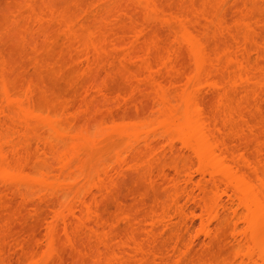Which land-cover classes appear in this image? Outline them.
Returning a JSON list of instances; mask_svg holds the SVG:
<instances>
[{
	"label": "bare ground",
	"instance_id": "bare-ground-1",
	"mask_svg": "<svg viewBox=\"0 0 264 264\" xmlns=\"http://www.w3.org/2000/svg\"><path fill=\"white\" fill-rule=\"evenodd\" d=\"M82 1L20 0L1 10L0 264H264V160L252 128L264 103L258 0H237L232 19L214 7L229 0ZM9 43L32 65L16 70ZM54 45H64L61 54ZM49 47L55 63L43 55ZM44 69L59 79L70 71L76 96L52 90ZM114 77L127 90L112 93ZM206 86L219 95L213 115L202 104ZM113 141L125 152L91 169ZM128 167L148 186L130 205L114 194ZM32 213L46 227L42 240L39 224L24 223ZM17 223L39 227L20 228L24 237Z\"/></svg>",
	"mask_w": 264,
	"mask_h": 264
},
{
	"label": "rangeland",
	"instance_id": "rangeland-1",
	"mask_svg": "<svg viewBox=\"0 0 264 264\" xmlns=\"http://www.w3.org/2000/svg\"><path fill=\"white\" fill-rule=\"evenodd\" d=\"M19 1H20V0H0V17H1V13H2L1 10L4 11V9H6L7 11H9V10L7 9V6H8V5H9L8 8L10 7V5H12V7H13V6H16V5H17L16 7H19V5H20V2H19ZM26 1H27V0H26ZM39 1H40V0H39ZM86 1H87V0H86ZM89 1H91L92 3H93V1L95 2V0H93V1H92V0H89ZM89 1L86 2V4L88 3V4H87L88 7H89L90 4H92V3H90ZM159 1H160V2L162 1V4H163V5H161V6H164V7H167L166 5H168V3H169L168 0H159ZM166 1H167V2H166ZM169 1H170V0H169ZM234 1H235V2H234ZM239 1H240V0H239ZM239 1H238V2H239ZM21 2H22V1H21ZM23 2H24V1H23ZM83 2H84V0L82 1V3H83ZM236 2H237V0H232V2L229 0V2H227V3H230V4H228V5L225 4V5H227V7L221 9L222 12H224L225 15H227V16H225L226 19H232V17L235 16V12H237V11H235V9L237 8V6L242 8V5H237V6H236V5H235ZM258 2H259V5H262V3H264V0H258ZM18 3H19V5H18ZM232 3H233V4H232ZM21 4H22V3H21ZM86 4H84V5H86ZM160 4H161V3H160ZM84 5H83V6H84ZM234 5H235L236 7H234ZM168 6H169V5H168ZM201 6H202V5L198 6L197 8H199V9L201 8V9H202ZM250 6H251V5H250ZM71 7H73V6H71ZM248 7H249V6H248ZM14 8H15V7H14ZM14 8H13V9H14ZM73 8H74V7H73ZM73 8H72V9H73ZM234 8H235V9H234ZM250 8H251V7H250ZM258 8H260V9L262 10V7H261V6H259ZM10 9H11V12H14L12 8H10ZM14 10H15V9H14ZM16 10H17V9H16ZM16 10H15V11H16ZM223 10H224V11H223ZM236 10H239V9L237 8ZM257 11H259L258 14H260V10H257ZM5 12H6V11H5ZM5 12H3V14H4ZM7 13H8V12H7ZM256 13H257V12H256ZM261 13L264 14L263 11H261ZM3 14H2V15H3ZM8 14H9V13H8ZM11 14H12V13H11ZM11 14H9V15L6 14V15H7V16H10ZM237 14H238V13H237ZM258 14H257V15H258ZM263 14L260 15V17H262ZM6 15H5V16H6ZM233 18H234V17H233ZM56 33H57V32H56ZM161 33H165V32H162V31H161ZM263 34H264V31H263ZM263 34H262V35H263ZM56 35L59 36L58 33H57ZM163 35H164V34H163ZM160 36L163 37L162 35H160ZM56 38H57V37H56ZM163 38H164V37H163ZM58 39L61 40V38H58ZM62 39H63V38H62ZM207 40H210V43H211V41H212L211 39H207ZM57 41H58V40H57ZM61 41H62V40H61ZM59 42H60V41H59ZM7 43H8V42H7ZM7 43H6V46H7ZM14 43H15V42H14ZM17 43H19V46H20L21 42H17ZM17 43H15V45H17ZM61 43H62V42H61ZM12 44H13V43H12ZM59 44H60V43H59ZM59 44H58V42H57L56 45H59ZM62 44H63V43H62ZM56 45H54L55 50H56L58 47H59L61 50H63L62 48L64 47V45H62V46H63L62 48H61V45H60V46H56ZM2 46H3V47H6L4 44H3ZM22 46H23V45H22ZM52 47H53V46H52ZM52 47H49V48H51V49L46 48V49H48V50L45 51L46 54H45L44 51H43L44 54H43V53H42V54L44 55V57H46L47 60H49L50 58H51L52 60L54 59V63H55V61H58V60H56V59H59V58H57V57H60V56H57V55L61 54V53H59V52H61V50L58 51V49H59V48H58V49H57V52H58L59 54H57V52H55V53H56V54H55V53H54L55 50L53 51L54 48L52 49ZM56 47H57V48H56ZM7 48H8V49H6V50H7V53H8V54L5 52V49H4V48H2V49H4L3 52L6 53L7 55H10L9 52H11L10 50L12 49V53H11V54L14 55V58H16V59L11 58V59H13V60H11L10 57H9V58L7 57V55H6V57L8 58V60L10 59V61H11L10 64H12V63H13V64L16 63V65H15V66L17 67L16 70L19 68V66H21V64H22V66H23V64H25V65H30V64L32 63V58H29V56H28L29 54H26V55L28 56V57H27V56H25V55H22L23 53L20 52V56H19V52H18V51H21L22 49L19 50V48L16 46V49L18 48V49H17L18 51H17L16 49H14L15 46H13V45L10 46V43L8 44V47H7ZM21 48H22V47H21ZM26 50H27V49H26ZM26 50H24L23 52L25 53ZM51 50H52L53 53H54V54H53V53L51 54V55H54V56H52V57H51V55L48 53V51H51ZM8 51H9V52H8ZM52 51H51V52H52ZM26 52H27V51H26ZM27 53H29V51H28ZM47 53H48L49 55H48ZM12 55H11V56H12ZM21 55H22V56H21ZM55 55H56L57 57H56ZM24 56L27 57V58H25ZM48 56H49L50 58H48ZM22 57H23V58H22ZM30 57H31V56H30ZM55 57H56V59H55ZM185 58H186V61L188 60V63H189V59L187 58V56H186ZM15 60H16V61H15ZM43 60L45 61V59H43ZM52 60H51V61H52ZM29 61H30V62H29ZM51 61L49 60V62H51ZM46 62L48 63V61H46ZM183 62H184V61H183ZM18 63H19V64H18ZM185 63H186V62H184L183 64L185 65ZM33 64H34V63H33ZM51 64H52V63H51ZM25 65H24L23 67L27 68V66H25ZM31 65H32V64H31ZM52 65H53V64H52ZM52 65H51V66H52ZM186 65H187V63H186ZM189 65H190V64H189ZM189 65H188V67H190ZM15 66H14V67H15ZM22 66H21V67H22ZM33 66H34V65H33ZM33 66H32V67H33ZM23 67H22V68H23ZM28 67H29L28 70H30V69L32 70V71L30 70V73H29V74H33V72H35V71L33 70L35 67H33V68H32L31 66H28ZM30 67H31V68H30ZM48 67H49V66H48ZM65 68H66V67H65ZM67 68H68V67H67ZM48 69L50 70L51 67L48 68ZM28 70H27V71H28ZM35 70H36V69H35ZM44 70L47 71L46 69H44ZM49 70L47 71V74H45L46 72L43 73V74H44L43 76H45V77H43L42 79H46V78H47V80L44 81V82L49 83L48 85H50V87L53 88L52 90H56V92H59L60 95H61L62 97H67V99H70V98L73 99L74 95L76 96V94H77V92H76V94L74 93L75 91L73 92V90H75V87H74V86H76L77 83H76V80H75V82L73 81V82L75 83L74 86H73V83H72V84L70 83V82H72L71 80L74 79V78L70 77V75H74V73H76V72L72 71V69L69 68V70L72 71V72H71L72 74L70 73V71L68 72V70H66L68 73H70V75H66L67 72L64 73V71H63V75H65L66 78H68V79H66V78H62V79L60 78V79H59V77H56V73H55V75H54V74L52 75V74H51L52 71L49 72ZM63 70H64V67H63ZM28 72H29V71H28ZM28 72H27V74H28ZM31 72H32V73H31ZM53 72H54V71H53ZM55 72H56V71H55ZM48 73H49V75H48ZM29 74H28V75H29ZM41 74H42V73H41ZM35 75H37V74H35ZM35 75H34V76H35ZM37 76H38V75H37ZM37 76H36V77H37ZM57 76H58V75H57ZM29 77H30V76H29ZM36 77H35L34 80H36ZM61 77H63V76H61ZM69 77L72 78V79L70 80ZM73 77H74V76H73ZM77 77H78V75H77ZM115 77H119V76H115ZM115 77H114V78H115ZM38 78H39V79H37V80L39 81V80H40V77H38ZM114 78H113V79H114ZM119 78H120V77H119ZM119 78H118V79H119ZM118 79L115 78L114 81H110V80H109V81L111 82V83L109 82V86L112 88V89H110V87H109V89L112 90V91H111L112 93L114 92V90L120 91V90H118V89L122 88V91H123L124 88H125V87H124V85H125L124 83H126V82H124L125 80H122V81L124 82V83H123L122 81H120L121 78H120L119 81H118ZM111 80H112V79H111ZM41 81H42V80H41ZM36 82H37V81H36ZM44 82H43V83H44ZM77 82H79L78 79H77ZM43 83L41 82V84H43ZM79 83H80V82H79ZM38 84H39V82H38ZM70 84H71L72 86H71ZM39 85H40V84H39ZM43 85H44V84H43ZM46 85H47V84H46ZM79 85H80V84H79ZM79 85H77V86H79ZM41 86H42V85H40V87H41ZM77 86H76V88H79V87H80V86H79V87H77ZM73 87H74V88H73ZM123 87H124V88H123ZM126 87H127V85H126ZM207 87H208V86L204 87V89L206 90V91L204 90L206 94H205V96L203 97L204 100H202V101H203L202 104H203L205 110H207V111H206V112H208L207 114H209V115L212 114V115H213V113H214L213 111H215V108H214V107L216 106V103H215V102H217V100H218V98H216V97L219 96V95H218V93H216L213 89H211V88H207ZM206 88H207V89H206ZM48 89H49V88H48ZM113 89H114V90H113ZM125 89L127 90V88H125ZM49 90H50V89H49ZM76 90H77V89H76ZM209 90H210V91H209ZM204 91H203V92H204ZM54 92H55V91H54ZM54 92H53V93H54ZM56 92H55V93H56ZM72 92H73V94H74L73 97H72V95H71ZM114 93H115V92H114ZM40 95H41V94H39V96H40ZM56 95H57V94H56ZM39 96H37V97H38V100H40L39 98H42V95H41L40 97H39ZM68 96H69L70 98H68ZM51 97H53V95H52ZM57 97H58V96H57ZM43 98H44V97H43ZM43 98H42V99H43ZM42 99H41V101H42V105H44L43 102L46 101V99H47V101H48V98H46V99L44 98L43 100H42ZM54 99H55V98H53V101H54ZM60 99H62V98L60 97ZM38 100H36V101H38ZM51 100H52V99H51ZM51 100H49V102H50ZM63 100H64V99H63ZM51 102H52V101H51ZM51 102H50V103H51ZM56 102H57V101H56ZM38 103H39V101H38ZM38 103H37V104H38ZM45 103H46V102H45ZM50 103H49V108H50V106H51ZM53 103H54V102H53ZM59 103H60V102H58V104H59ZM262 103H263V102H262ZM46 104H47V103H46ZM214 104H215V106H214ZM39 105L41 106V102L38 104V106H39ZM47 105H48V104H47ZM47 105H46V108L48 107ZM52 105H53V104H52ZM54 106H55V105H54ZM44 107H45V106H44ZM51 107H53V106H51ZM56 107H57V106H56ZM56 107H55V108L53 107V110H54V109L56 110ZM49 108H47V109H49ZM59 108L61 109V106H60ZM59 108H58V110H59ZM146 108H147V107H146ZM146 108H145V109H146ZM42 109H45V108L42 107ZM47 109H46V111H47ZM51 110H52V108H51ZM148 110H149V108H148ZM148 110L145 111V112H148ZM132 111H133L132 113H131V112H130V113L127 112V113H129L128 115H130L131 117H133L132 115H134V116H135V115L138 116V115L134 112V110H132ZM145 112H144V114H145ZM134 113H135V114H134ZM148 113H149V115H151L150 112H148ZM148 113H146V114H148ZM128 115H127V118L129 117L130 120H131L132 118H131L130 116H128ZM142 115H143V114H142ZM144 116H145V115H143V117H144ZM146 116H148V115H146ZM259 116H260V115H259ZM141 117H142V116H141ZM150 117H151V116H150ZM150 117H149V118H150ZM127 118H126V119H127ZM145 118H146V117H145ZM145 118H143V120H144ZM149 118H148V119H149ZM259 118H260V117H259ZM134 119H135V118H134ZM127 120H129V119H127ZM132 120H133V119H132ZM144 121H146V120H144ZM113 142H114V143H113ZM113 142H110V144H108V147H107V145H106V148H104L101 152H99V153L97 152L98 154L96 155V157H93L92 159L89 157V159H91V160L93 161V163H91L92 161H91L90 163L87 162V165H88V163H89L90 167L93 166L94 168H96V164H97V165H99V167H100V169H101V168L103 167V166L101 167V164L103 163V160L106 161V160H108V159H111V157H112L111 160H113V162H115V161H114V159L116 158L115 156L119 155V153H120V154H121V153H124V152H125V151H124L125 148H127V147H126L127 144H126L125 142H124V143H122V142H118V141H117L116 143H115V141H113ZM117 143H118V145H117ZM119 143H120V144H119ZM111 144H112V145H111ZM113 145H114V146H113ZM111 146H112V147H111ZM115 146H116L118 149L116 148V149L113 151V149H114ZM123 148H124V149H123ZM121 150H122L123 152H121ZM113 152H114V153H113ZM109 154H110V155H109ZM94 156H95V155H94ZM101 157H102L103 160L100 159ZM105 157H107V158H105ZM108 157H110V158H108ZM94 158H95V160H93ZM89 159H88V160H89ZM116 159H117V158H116ZM100 160H101L102 162H101ZM100 162H101V163H100ZM98 163H100V164H98ZM91 164H92V165H91ZM93 164H95V165H93ZM112 164H113V163H112ZM87 165H86V166H87ZM89 165H88V168H90ZM132 165H133V164H132ZM107 166L109 167L110 164L107 165ZM112 166H113V165H112ZM93 167H91V169H92ZM130 167H131V164H130ZM103 168H104V167H103ZM86 169H87V167H86ZM89 170H90V169H89ZM128 170H129V167H128ZM87 171H88V170H87ZM90 171H91V170H90ZM126 171H127V169H126ZM131 171L136 172L134 169H133V170L130 169L129 172H128V171H127V172H128L129 174H132V175H133L134 172L132 173ZM127 172H126V173H127ZM128 173H127V176L125 175L126 177H123V178H125V179H123V178L121 179V183L118 182V184H120V185H117V186H118L117 189L115 188L117 191H114V194L116 195V197H119V196H120V197H119L120 199H123V200L125 199V204H127V203L129 204V202L132 203L133 198L135 197L134 194L138 192L137 190L140 189L139 192H142L141 189H143V191L147 190V189H145V186H144V185H146V182H145V184H143V187H142V188H141V186H140L142 183L139 181V177H140L141 175H143V174H141L140 172H139L140 174H138V173L136 172V173H137V174L135 173L136 176H137V175L139 176L138 179L136 180V176H135V174L133 175V176H135V178H134L132 175H129V176H128ZM142 178H143V177H141L140 179L142 180ZM122 180H123V181H122ZM143 180H144V178H143ZM119 181H120V180H119ZM138 181H139V183H141V184L137 183ZM143 182H144V181H143ZM137 184H138V185H137ZM146 186H147V185H146ZM138 187H139V189H138ZM147 187H148V186H147ZM130 189H133V190H136V189H137V190H136V192L132 190L133 195H131V194H130V192H131ZM129 190H130V192H129ZM132 192H131V193H132ZM139 192H138V193H139ZM138 193L136 194V196L138 195ZM139 194H140V193H139ZM132 196H134V197H132ZM123 200H122V201H123ZM110 201H111V200H109V204H110ZM123 202H124V201H123ZM107 203H108V202H107ZM112 203H113V202L111 201V204H112ZM112 205H113V204H112ZM129 205H130V204H129ZM114 206H115V205L111 206L112 208H110V211H113L112 209H114ZM44 209H45V208H44ZM44 209H43V211H41V212L43 213V212L45 211V212H44V215H46L45 213H46V210H47V209H46V210H44ZM115 209H116V208H115ZM115 209H114V211H115ZM41 212H40V213H41ZM4 213H5V212H3V214H1V217H3V219H4V217H7V216H5ZM8 214H10V213H8ZM105 214L107 215V213H105ZM110 214H111V213H110ZM28 215H29V214H27V216H28ZM41 215L43 216V214H40V216H41ZM9 216H10V215H8V218H9ZM35 216H36V215L33 214V213L30 214V215L28 216V218H32V219H28V220L26 219L27 221L25 222V218H24V219H23V220H24V223H25V224L28 223V225H30V224L32 225V223H34L33 225H35V224H39V222H40L41 224H44V222L42 223L41 221H39V222L37 223L38 220H35V221H34L33 218H35ZM25 217H26V216H25ZM26 218H27V217H26ZM38 218H39V217H38V215H37V219H38ZM9 219H10V218H9ZM39 219H41V218H39ZM4 220H5V219H4ZM29 220H30V221H29ZM41 220L43 221V219H41ZM7 221H8V220H7ZM28 221H29V222H28ZM20 224H22V221L20 222ZM20 224L17 223V224H16L17 226H15V227H16V228L18 227V234H19V235L21 234V236H23L24 234H26V231H28V229H30L31 226H29V228L27 227L28 225H26L25 228H24V227H20V228H22V229H21V230L23 231V232L21 231L22 233H24V231H25V233L22 234L21 232L19 233V230H20L19 226H20ZM23 225H24V224H23ZM39 225H40V224H39ZM39 225H38V226L36 225V226L39 227ZM36 226H35V227H36ZM37 227H36V228H37ZM41 227H42V226L40 225V227L37 228L39 232H37V231L35 230L36 228H34L33 226H32L31 228H34V229H33V230L30 229L31 232L36 231V232H34V234H35V233L39 234V239H40L42 236H44V238L46 237V236H45V233H43V232L45 231L44 228H46V227H45V225H44L42 228H41ZM16 228H15V229H16ZM26 228H27V230H23V229H26ZM39 229H40V230H39ZM13 231H14V230H13ZM46 231H47V230H46ZM46 231H45V232H46ZM16 232H17V231H16ZM14 233H15V232H14ZM41 233H42V234H41ZM46 233H47V232H46ZM12 234H13V232H12ZM15 234H16V233H15ZM15 234H13V235H15ZM27 234H29L30 236L32 235V234H30V232L27 233ZM37 234H35V236H36ZM13 235H12V236H13ZM12 236H11V238H12ZM17 236H18V235L14 236V238H16ZM21 236H20V239L22 238ZM25 236H26V235H24V237H25ZM27 236H28V235H27ZM40 236H41V237H40ZM24 237H23V238H24ZM32 237H33V235H32ZM11 238H10V241H11V240H14V238H13V239H11ZM26 238H27V237H26ZM28 238H29V237H28ZM37 238H38V237H37ZM16 239H17V238H16ZM30 239H31V237H30ZM21 240H26V239H21ZM41 240H42V238H41ZM8 253H9V257H10L12 253H11V252H8ZM7 256H8V255H7ZM12 256H13V254H12ZM10 258H11V257H10ZM12 258H14V260H13V259H12V260L15 261V262L18 260V259H17L18 257H16V256H15V257L13 256ZM15 258H16L17 260H15ZM15 262H14V263H15Z\"/></svg>",
	"mask_w": 264,
	"mask_h": 264
},
{
	"label": "snow or ice",
	"instance_id": "snow-or-ice-1",
	"mask_svg": "<svg viewBox=\"0 0 264 264\" xmlns=\"http://www.w3.org/2000/svg\"><path fill=\"white\" fill-rule=\"evenodd\" d=\"M214 7H219L221 9L226 8L227 5H221V6H214ZM245 8L247 7V5L244 6ZM262 10H264V3H262L261 5ZM218 16L222 15L221 12L217 13ZM225 21L223 19H221V27L224 26ZM190 45L196 49L199 46V41L196 40L195 37H192L191 41L189 42ZM194 54L197 56V70H199V65H200V59H199V52L196 51L194 52ZM153 67L155 68V65H153ZM264 99V98H262ZM189 103L190 104H195V100L193 98H189ZM252 128L254 129L253 131V135H255V130H259L260 133V140H261V159L264 160V103L261 104V113H260V120L259 123L257 124L255 121L252 122ZM78 264H105V262L103 260L100 261H92V260H84L82 262H78ZM229 264H240V262L237 260L235 262H229Z\"/></svg>",
	"mask_w": 264,
	"mask_h": 264
}]
</instances>
